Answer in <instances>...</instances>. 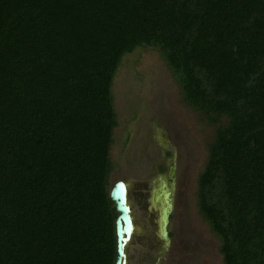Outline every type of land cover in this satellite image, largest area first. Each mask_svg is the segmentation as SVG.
I'll return each mask as SVG.
<instances>
[{
	"label": "trees",
	"instance_id": "trees-1",
	"mask_svg": "<svg viewBox=\"0 0 264 264\" xmlns=\"http://www.w3.org/2000/svg\"><path fill=\"white\" fill-rule=\"evenodd\" d=\"M156 48L224 118L198 177L223 264H264V0H0V264H114L111 85Z\"/></svg>",
	"mask_w": 264,
	"mask_h": 264
},
{
	"label": "rangeland",
	"instance_id": "rangeland-1",
	"mask_svg": "<svg viewBox=\"0 0 264 264\" xmlns=\"http://www.w3.org/2000/svg\"><path fill=\"white\" fill-rule=\"evenodd\" d=\"M111 92L117 124L109 181L122 178L129 184L139 224L127 245L128 263L223 264L220 238L200 212L197 193L209 144L224 118L211 123L188 106L174 74L151 46H138L123 55ZM172 153L175 190L166 243L152 201Z\"/></svg>",
	"mask_w": 264,
	"mask_h": 264
},
{
	"label": "water",
	"instance_id": "water-1",
	"mask_svg": "<svg viewBox=\"0 0 264 264\" xmlns=\"http://www.w3.org/2000/svg\"><path fill=\"white\" fill-rule=\"evenodd\" d=\"M167 144L168 141L165 140ZM175 153H172L171 164L166 175L161 177L159 187L153 192V204L158 208L161 238L169 242L170 213L173 209V193L175 190ZM129 184L122 178L116 179L110 189V199L113 201L117 216L115 218L116 259L114 264H129L127 259V243L131 241L133 227L139 224L127 201ZM156 197V198H155ZM134 229V231H135ZM134 233V232H133ZM133 237V236H132Z\"/></svg>",
	"mask_w": 264,
	"mask_h": 264
},
{
	"label": "bare ground",
	"instance_id": "bare-ground-1",
	"mask_svg": "<svg viewBox=\"0 0 264 264\" xmlns=\"http://www.w3.org/2000/svg\"><path fill=\"white\" fill-rule=\"evenodd\" d=\"M129 194H130V192L127 193V201H128V203L130 204V206H131V208H132V213H133V215H134V217H135V214H134V207H133V205H132V202H131L130 199H129ZM134 229H135V228L133 227V231H132V234H131V238H130V240L132 239ZM126 245H128V243H127Z\"/></svg>",
	"mask_w": 264,
	"mask_h": 264
}]
</instances>
